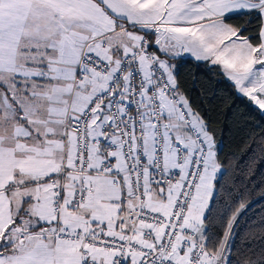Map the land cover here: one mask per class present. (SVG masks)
<instances>
[{
	"label": "snow or ice",
	"instance_id": "6c2138e0",
	"mask_svg": "<svg viewBox=\"0 0 264 264\" xmlns=\"http://www.w3.org/2000/svg\"><path fill=\"white\" fill-rule=\"evenodd\" d=\"M182 54L264 112V0H0V264H264Z\"/></svg>",
	"mask_w": 264,
	"mask_h": 264
},
{
	"label": "trees",
	"instance_id": "16d2710c",
	"mask_svg": "<svg viewBox=\"0 0 264 264\" xmlns=\"http://www.w3.org/2000/svg\"><path fill=\"white\" fill-rule=\"evenodd\" d=\"M249 17L230 21L249 30L245 35L258 37L259 22L247 25ZM258 44V39H253ZM178 67L177 80L194 108L213 130L218 157L224 170L221 185L232 189V199L221 189L205 224L209 234L221 239L226 230L221 223L225 212L223 197L229 203L241 193L249 206L240 214L233 229L232 243L237 249L264 247V112L238 96L219 67L197 62L191 57L172 61Z\"/></svg>",
	"mask_w": 264,
	"mask_h": 264
},
{
	"label": "crops",
	"instance_id": "0c3cea01",
	"mask_svg": "<svg viewBox=\"0 0 264 264\" xmlns=\"http://www.w3.org/2000/svg\"><path fill=\"white\" fill-rule=\"evenodd\" d=\"M184 57H191L190 55H188V54H185V56ZM163 58V57H162ZM192 58V57H191Z\"/></svg>",
	"mask_w": 264,
	"mask_h": 264
},
{
	"label": "built area",
	"instance_id": "2783aa9c",
	"mask_svg": "<svg viewBox=\"0 0 264 264\" xmlns=\"http://www.w3.org/2000/svg\"><path fill=\"white\" fill-rule=\"evenodd\" d=\"M185 56V54H182V56L181 57H184Z\"/></svg>",
	"mask_w": 264,
	"mask_h": 264
},
{
	"label": "rangeland",
	"instance_id": "374dc122",
	"mask_svg": "<svg viewBox=\"0 0 264 264\" xmlns=\"http://www.w3.org/2000/svg\"><path fill=\"white\" fill-rule=\"evenodd\" d=\"M159 55V53H157Z\"/></svg>",
	"mask_w": 264,
	"mask_h": 264
}]
</instances>
